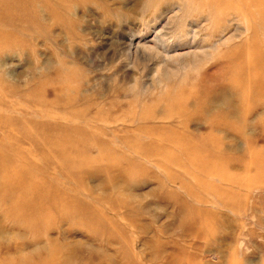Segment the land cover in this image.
<instances>
[{
	"label": "rangeland",
	"instance_id": "374dc122",
	"mask_svg": "<svg viewBox=\"0 0 264 264\" xmlns=\"http://www.w3.org/2000/svg\"><path fill=\"white\" fill-rule=\"evenodd\" d=\"M209 1L0 0V264H264V0Z\"/></svg>",
	"mask_w": 264,
	"mask_h": 264
},
{
	"label": "bare ground",
	"instance_id": "6f19581e",
	"mask_svg": "<svg viewBox=\"0 0 264 264\" xmlns=\"http://www.w3.org/2000/svg\"><path fill=\"white\" fill-rule=\"evenodd\" d=\"M253 3H256V0H251ZM210 3H209V5H217V6H219V7H224V8H226V7H228V5H231V3H233V1L232 0H210L209 1ZM238 2L240 3L239 5H237V6H235L236 8H237V10H238V13L237 14H243L245 11H240V10H244V6H243V3H242V0H238ZM220 10H222V9H220ZM246 15V14H245ZM223 18H225V17H223ZM230 23V22H229ZM179 34V33H178ZM253 34H254V32H253ZM260 37V36H259ZM253 38H254V36H253ZM255 39V38H254ZM257 39V38H256ZM255 39V40H256ZM262 41V40H261ZM255 44H257V42L255 43ZM253 45V44H252ZM246 46V45H245ZM255 47V46H254ZM247 49V48H246ZM251 49H252V46H251ZM255 49V48H254ZM247 51V50H246ZM245 51V52H246ZM254 51V50H253ZM252 51V52H253ZM255 51H257L256 49H255ZM258 51H260V50H258ZM246 54V53H245ZM256 55V54H255ZM254 56V55H253ZM258 56V55H257ZM239 57V56H238ZM237 57V58H238ZM261 57H262V55H261ZM253 59V58H252ZM256 59H259V58H256ZM256 59H255V61H256ZM232 60V59H231ZM254 60V59H253ZM246 62H247V60H245ZM255 61H253V62H255ZM263 62V61H262ZM248 64V63H247ZM245 66V65H244ZM259 66H260V64H259ZM257 67V66H256ZM257 70H260V69H257ZM245 72V71H244ZM251 72V71H250ZM247 74H248V72H247ZM254 74V73H253ZM257 74V73H256ZM263 75V74H262ZM246 77H247V75H246ZM258 77H259V75H258ZM252 78V77H251ZM251 78L249 77V79H250V81H251ZM252 81H254V80H252ZM257 81H259L258 83H260L261 84V82H260V80H257ZM255 82V81H254ZM257 83V82H256ZM259 85V84H258ZM259 88V87H258ZM259 90H257L256 91V89H254V92L255 93H257ZM254 93V94H255ZM248 95V94H247ZM255 96V95H254ZM178 101H180V100H177V102ZM185 102H186V100H185ZM175 104H176V102H175ZM187 104V103H186ZM172 105V104H171ZM173 106V105H172ZM170 107V106H169ZM175 108V110L176 111H178V110H180L181 112H182V110L181 109H184V102H179V104L177 103L176 104V107H174ZM170 110V112H171V108L169 109ZM173 111V110H172ZM175 111V112H176ZM174 112V111H173ZM184 112V111H183ZM150 144V143H149ZM139 147V146H138ZM150 151V150H149ZM136 152V151H135ZM210 159V158H209Z\"/></svg>",
	"mask_w": 264,
	"mask_h": 264
}]
</instances>
